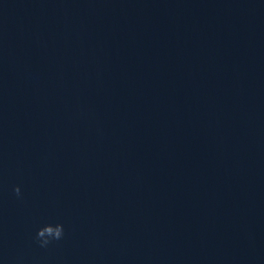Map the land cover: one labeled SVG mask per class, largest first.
Here are the masks:
<instances>
[{
  "label": "water",
  "instance_id": "obj_1",
  "mask_svg": "<svg viewBox=\"0 0 264 264\" xmlns=\"http://www.w3.org/2000/svg\"><path fill=\"white\" fill-rule=\"evenodd\" d=\"M0 264H264V0H0Z\"/></svg>",
  "mask_w": 264,
  "mask_h": 264
},
{
  "label": "clouds",
  "instance_id": "obj_2",
  "mask_svg": "<svg viewBox=\"0 0 264 264\" xmlns=\"http://www.w3.org/2000/svg\"><path fill=\"white\" fill-rule=\"evenodd\" d=\"M14 192L18 198L21 197V189L17 186ZM64 237V226L63 224H45L40 227L36 233V241L42 248H47L54 241H59Z\"/></svg>",
  "mask_w": 264,
  "mask_h": 264
}]
</instances>
